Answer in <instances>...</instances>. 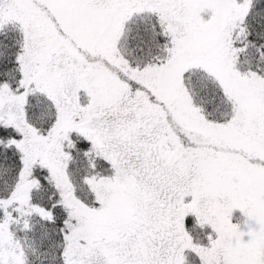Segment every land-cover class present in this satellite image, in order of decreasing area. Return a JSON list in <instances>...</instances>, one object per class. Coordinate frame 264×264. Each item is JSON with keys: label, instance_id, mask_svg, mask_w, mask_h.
Segmentation results:
<instances>
[{"label": "snow or ice", "instance_id": "1", "mask_svg": "<svg viewBox=\"0 0 264 264\" xmlns=\"http://www.w3.org/2000/svg\"><path fill=\"white\" fill-rule=\"evenodd\" d=\"M0 264H264V0H0Z\"/></svg>", "mask_w": 264, "mask_h": 264}]
</instances>
